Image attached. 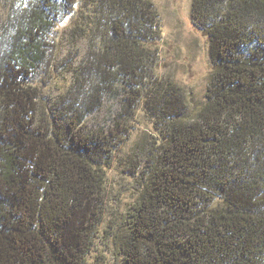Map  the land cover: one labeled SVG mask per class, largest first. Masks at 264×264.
Masks as SVG:
<instances>
[{
    "label": "trees",
    "instance_id": "1",
    "mask_svg": "<svg viewBox=\"0 0 264 264\" xmlns=\"http://www.w3.org/2000/svg\"><path fill=\"white\" fill-rule=\"evenodd\" d=\"M0 11V264H91L107 171L140 109L155 131L124 157L138 197L106 231L120 264H264V0H193L213 63L198 107L156 71L152 0H0ZM68 17L88 50L42 110L36 76ZM107 95L110 124L86 129Z\"/></svg>",
    "mask_w": 264,
    "mask_h": 264
},
{
    "label": "rangeland",
    "instance_id": "2",
    "mask_svg": "<svg viewBox=\"0 0 264 264\" xmlns=\"http://www.w3.org/2000/svg\"><path fill=\"white\" fill-rule=\"evenodd\" d=\"M160 13L163 35L155 46L159 49L157 73L177 82L187 94L188 103L198 107L205 101L206 89L213 70L210 56L209 37L195 27L192 21L193 0H152ZM0 11V20L3 16ZM71 18L64 19L52 32L55 44V61L47 69H41L36 76V85L41 93L42 110L49 107L67 89L70 82V66L73 59L77 64L88 50L87 39L72 37L69 32ZM76 57V58H75ZM114 95H107L102 104L86 118V129L99 130L108 126L117 108ZM155 131L152 120L138 111L136 128L125 148L118 153L107 171V206L105 222L100 229L96 246L89 256L91 264H120L118 248L114 246L117 225L138 197V186L130 164L124 158L134 144L146 132ZM115 221L118 224L115 225ZM115 228H110V225Z\"/></svg>",
    "mask_w": 264,
    "mask_h": 264
}]
</instances>
